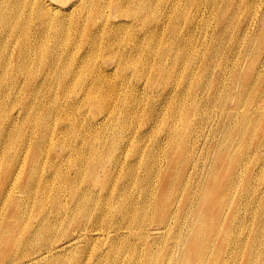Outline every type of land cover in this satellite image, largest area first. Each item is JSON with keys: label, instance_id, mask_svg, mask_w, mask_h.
<instances>
[{"label": "rangeland", "instance_id": "rangeland-1", "mask_svg": "<svg viewBox=\"0 0 264 264\" xmlns=\"http://www.w3.org/2000/svg\"><path fill=\"white\" fill-rule=\"evenodd\" d=\"M263 5L262 0H154L151 13L153 17L161 19L164 28L160 27L159 32H154L156 24L142 27L137 19L128 17L121 25L113 27L112 31L121 32L120 38L112 40V45L107 46L109 37L103 36V33L91 32L94 30L91 24L99 18L101 12L115 18L119 11L115 8L114 0H93L85 9H81L83 6L80 8V0H0L1 16L11 17L10 24L4 30L0 25V219L5 223L12 222L16 216V205L20 204L22 208L24 205L29 206L32 221L37 224L42 191L30 201L29 193L33 189L28 193L20 192V188H16L17 190L9 195L7 181L11 176H17L18 172V177L23 183L32 185L39 181L42 172H38V165L42 161L38 160L37 151L32 157L28 153L26 156V150L33 145L41 132L37 126H47L51 123L53 129L65 125L60 120L61 115H66V121L79 126L83 131L87 130L90 134L81 138L75 137L73 131L66 132L67 138L61 135L63 144L55 148L58 156H62L63 150L71 154L73 148H78L86 152V157H91L88 146L97 148L101 147V143H106L107 149L111 144H128L123 158L132 162L135 159L133 147L140 143L143 160L152 164L154 162L163 170V174L169 170L164 150L167 145L168 127L174 122L170 115H174L175 111L184 121L187 118V122L201 125V122L208 121L204 128L202 127L203 138L192 162V166L197 165V168L205 163L208 165L202 173V178L207 177L213 165L212 158L216 146L214 141L222 137L228 115L238 124L246 117L251 122L257 118L260 132L255 139L259 140L261 137V140H264L263 18L257 25L249 28L254 17H264V11H260ZM7 8L11 10L7 11ZM57 23L63 25L59 33L56 32ZM141 27L142 33L139 30ZM145 32L148 38L136 41L135 37H141ZM130 35L132 36L129 40ZM96 36L98 44L96 48H92L87 43V37ZM131 45H138L135 57L127 53L132 52ZM91 49L96 50L94 58L89 60L93 70L88 79L90 83H84L70 74H63L65 72L61 67L68 64L77 72L79 61L85 58ZM181 50H185L183 58L179 57ZM123 59H127L124 66ZM121 66L124 67L123 71H120ZM108 69L112 72L111 75L109 71L104 72ZM104 75L113 81L114 88L106 83ZM256 75L259 78L254 77ZM62 79H68L70 82L65 94L62 92ZM94 83H101V94L88 97L85 86L89 87ZM36 85L41 86L43 96L39 95L43 105L50 107L51 116H46L43 108L36 111V119L35 116H28L27 96L34 92L32 89ZM165 87H168L167 93L163 92ZM83 98L86 104L82 103ZM77 100L82 103L80 106L58 111V103L65 104L68 101L71 104ZM100 101L116 105L115 110L119 113L111 122L108 119L103 120V128H108L107 130H95L98 127L91 125L94 123L93 118L101 117L98 106ZM128 106H131V116L124 120L123 110ZM148 108H154L160 120L153 122L149 119ZM194 109L197 110L193 112ZM83 121L88 122L95 131L89 125L84 126ZM101 124L103 125L102 122ZM183 124L184 122L180 124L179 130L184 128ZM124 129L127 134L125 137ZM119 130L120 133L115 137ZM138 131V134L149 132L147 136L140 138L139 143L138 137L130 143L127 138L129 135H137ZM25 133H28V136L23 141ZM95 133L100 134L97 137L92 136ZM189 136L186 135L183 150L192 144L194 133ZM253 142V139L249 140L248 149L252 147ZM21 145L25 149V155L21 158V161L26 160L25 168L21 167V162L18 169L12 168L19 157L17 150ZM173 146L174 143L171 147ZM216 147L224 150L223 146ZM240 153L238 150L232 151L230 161L234 165ZM182 159L183 155L174 164L176 170L173 177L182 171ZM263 163L261 161L254 166L255 174L261 179L260 183L264 181ZM137 172L144 176L142 167L137 168ZM43 173L48 174V168H45ZM200 173L198 180L201 179ZM99 176L106 178L105 173H99ZM157 176L161 177L157 173L152 182V190L156 195L159 193L161 180H158ZM224 176H228L227 171ZM198 184L200 185L191 182L188 185L192 196L197 193ZM54 188L56 186L53 183L50 187L47 186V194H53ZM39 189L42 190L43 187ZM187 190L177 196L168 194L162 200L158 195V202L161 200L163 204L171 197L183 199L188 195ZM126 194L128 195L127 192ZM135 200L141 201L139 192L135 194ZM48 209L50 210L49 206ZM251 225L255 229L256 222ZM2 228L0 232L8 236V230ZM16 233V230L12 231V234ZM131 240L137 243V250L127 255L132 257L135 264H146L142 258L147 247L142 244L136 231ZM148 241L152 254L158 258L159 263L168 261L171 256L178 259L184 255L172 233ZM104 248L108 249L109 244ZM256 250L261 249L256 246ZM15 254L16 250H6L4 261L6 257L15 258Z\"/></svg>", "mask_w": 264, "mask_h": 264}, {"label": "bare ground", "instance_id": "bare-ground-1", "mask_svg": "<svg viewBox=\"0 0 264 264\" xmlns=\"http://www.w3.org/2000/svg\"><path fill=\"white\" fill-rule=\"evenodd\" d=\"M92 1L80 0V8L82 6L81 9L87 8ZM262 1L264 3V0ZM114 3L116 10L119 11L115 18L106 12H101L98 15L99 18L91 24L92 28L94 26L91 32L103 33V36L109 37L107 46L112 40L120 38L121 32L112 31L113 27L117 24L121 25L128 17L137 19L142 27L151 23L156 24L154 32H159L160 27L164 28L161 19L153 17L151 13L154 9V0H118L117 2L114 0ZM10 10L7 8V11ZM260 11H264V5ZM1 15L2 13H0V25L4 30L10 24L11 17ZM261 19V23L264 24V17L259 15L253 18L249 28L257 25ZM56 25V32L59 33L63 25L59 23ZM142 27L139 29L140 33L143 32ZM173 32L176 34V29ZM147 38L146 32L141 37H135L138 42ZM97 41V36L87 37V43L92 48L97 47ZM137 48L138 45H131L132 52L127 53L135 57ZM95 50L91 49L89 54L79 61L77 72L72 65L68 64L66 67L63 65L61 67L65 72L63 74H70L84 83H90L88 79L93 70L89 60L94 58ZM184 56L185 50H181L179 57ZM126 60H122L123 66L126 65ZM134 61L137 60L134 59ZM123 66L119 67L120 71H123ZM108 71L109 69L104 72ZM109 74L111 75L112 72L109 71ZM106 75H104L106 83L114 88L115 84ZM254 77L259 78L258 75ZM70 81L73 83L72 79ZM61 83L62 92L65 94L70 82L68 79H62ZM85 87L88 97L101 94V83ZM165 88L163 92L167 93L168 87ZM32 91L34 92L28 94L26 102L27 104L29 102L28 105L26 104L28 116L32 118L35 116L34 119H36V111L39 108L45 110L43 113L46 116H51L50 107L43 105V100L40 98L39 94L43 96L41 86H34ZM81 101L86 102L85 98ZM262 101L264 103V99ZM82 103L79 100L71 104L66 101V105L58 103L57 106L60 107L58 111L71 109ZM98 106L101 117L93 118L94 123L91 125L94 128L98 127L95 130H107L108 128H103V120L108 119L111 122L119 113L115 110L116 105H108L105 101H100ZM130 108L131 106L124 108V120L131 116ZM148 110L149 119L153 122L160 120L154 108H148ZM195 110L197 109L193 112ZM16 112L19 116V111ZM67 118L66 115L60 116L61 122L65 124L61 127L52 129L51 123L47 126H37L41 132L33 145L26 150V156L28 153L32 157L37 151L38 160L42 161L38 165V172H42L39 181L32 185L23 183L18 177L20 172L7 181L9 195L19 188L20 192L28 193L33 189L29 193L30 201L39 191H42V198L39 199L41 204L37 203L41 207L37 224L32 221L33 216L29 206L24 205L22 208L20 204L16 205V216L12 222L5 223L3 219H0V229L3 227L2 230H8V236L0 232V262L2 264H135L132 257L127 255L137 250V243L131 240L135 231L142 244L147 247L142 258L146 264H264V181L260 183L261 179L254 170V166L261 161L264 162V140H261V137L259 140L255 139L260 132L257 118L251 122L246 117L238 124L230 115L227 116L222 137L214 141L216 146H223L224 150L215 146L213 165L205 178H202V173L206 171L208 165L205 163L197 168V165L192 166L194 164L192 162L203 138L202 127L204 128L208 121L201 122L200 125L192 121L187 122V118L184 121L177 111L174 115H170V119L174 122L168 127L167 145L164 150L169 170L163 174V170L159 169L160 167L158 168L154 162L152 164L143 160V150L139 140L147 136L149 131L141 134H138L140 132L138 131L137 135H129L127 138L131 143L138 137L139 144L133 147L135 159L132 162H127L123 158L128 144H111V147L107 149H105L106 143H101V147L97 148L88 146L91 157H86V152L78 148H73L71 154L63 150L62 156H58L55 148L63 144L61 135L67 138L66 132L73 131L75 137L81 138L90 134L87 130L83 131L79 126L66 121ZM182 122H184V128L179 130ZM82 124L93 128L86 121ZM94 128L93 131H95ZM125 129L124 137L127 135ZM28 133L23 135V141ZM119 133L120 130L115 137ZM190 133H194L192 144L183 150L186 135L189 136ZM98 134L100 133L92 136L97 137ZM250 139L254 142L248 149ZM173 143L174 146L171 147ZM24 150L21 145L17 150L19 157L12 168L18 169L20 162L21 167L25 168L26 160L21 161L22 156L25 155ZM237 150L239 153L242 152L234 165L230 161V156L232 151ZM182 155V171L173 177L176 170L174 164ZM139 167L144 169V176L137 172ZM45 168H48V174L43 173ZM199 170L202 172L200 173ZM226 171L227 177L224 176ZM99 173H105L106 178H101ZM157 173L161 176H157L158 180L161 178L160 186L158 184L160 187V189L158 187V195L161 200L168 194L179 195L189 188L188 185L191 182L200 183L197 193L192 196L188 189V195L183 199L171 197L161 204V200L158 202V195L152 190L153 178ZM199 173L201 179L198 180ZM51 183L56 188L52 189L55 192L49 195L45 188L50 187ZM42 187L43 189L40 190L39 188ZM138 189H140L138 192L141 201L135 200ZM252 222L254 224L256 222L255 229L251 225ZM14 230L17 231L16 234H12ZM167 233H172L177 238L176 244L184 255L178 259L171 256L168 261H165L166 263H159L158 258L152 254L148 239L155 240ZM106 244H109L108 249L104 248ZM256 246H259L261 250L257 251ZM8 249L16 250L17 254L15 258L6 257L4 261V254Z\"/></svg>", "mask_w": 264, "mask_h": 264}]
</instances>
